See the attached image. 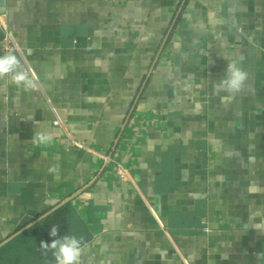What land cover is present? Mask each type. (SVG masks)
Instances as JSON below:
<instances>
[{
	"label": "crops",
	"instance_id": "1",
	"mask_svg": "<svg viewBox=\"0 0 264 264\" xmlns=\"http://www.w3.org/2000/svg\"><path fill=\"white\" fill-rule=\"evenodd\" d=\"M4 1L0 55L43 86L0 81V246L69 201L83 264H264V0Z\"/></svg>",
	"mask_w": 264,
	"mask_h": 264
},
{
	"label": "clouds",
	"instance_id": "2",
	"mask_svg": "<svg viewBox=\"0 0 264 264\" xmlns=\"http://www.w3.org/2000/svg\"><path fill=\"white\" fill-rule=\"evenodd\" d=\"M225 58V57H224ZM227 59V58H226ZM228 60L224 77L215 83L214 90L217 92H226L227 96L221 97L222 102H228L238 93H241L246 86L249 73L243 69L237 60ZM0 81H7L17 89L25 92L32 91L38 86H43L37 78L25 69L20 57L14 50L0 55ZM53 141V136L43 128L36 130L31 136L30 143L36 146H46ZM49 172L59 178V169L57 166L49 168ZM49 235L53 238L51 242L41 241L40 246L44 253H51L54 264H83L86 245L83 237H77L73 234H60L59 225H53ZM101 253L107 251V245L100 249Z\"/></svg>",
	"mask_w": 264,
	"mask_h": 264
},
{
	"label": "trees",
	"instance_id": "3",
	"mask_svg": "<svg viewBox=\"0 0 264 264\" xmlns=\"http://www.w3.org/2000/svg\"><path fill=\"white\" fill-rule=\"evenodd\" d=\"M53 225H59L60 234H73L83 237L88 234L76 216L69 201L57 204L38 222L7 240L0 246V264H54L50 252L44 253L41 241L51 242L49 233Z\"/></svg>",
	"mask_w": 264,
	"mask_h": 264
},
{
	"label": "built area",
	"instance_id": "4",
	"mask_svg": "<svg viewBox=\"0 0 264 264\" xmlns=\"http://www.w3.org/2000/svg\"><path fill=\"white\" fill-rule=\"evenodd\" d=\"M0 29L4 33V40L0 44V49H7L9 46L12 44V34L10 32V29L4 19V15L0 13ZM53 127L58 128L62 130L63 133V138L64 141L70 146L74 148H80V149H85L83 145L78 143L77 141H74L69 134L66 132L64 128V123L60 119H55L53 121ZM105 163L109 164L110 162L114 165L115 167V174L119 178L120 181L123 182H131V177L129 176V173L127 169L124 167L123 164L118 163V162H113L112 158L110 155H107L104 157Z\"/></svg>",
	"mask_w": 264,
	"mask_h": 264
},
{
	"label": "water",
	"instance_id": "5",
	"mask_svg": "<svg viewBox=\"0 0 264 264\" xmlns=\"http://www.w3.org/2000/svg\"><path fill=\"white\" fill-rule=\"evenodd\" d=\"M0 13L1 14H5V1L4 0H1L0 1ZM3 40H4V33L1 31V29H0V44L3 42ZM30 223H32V219H30V218H28V217H26V218H24L21 222H20V224L16 227V229H15V232H14V235H12L10 238H12V237H14V236H16L17 234H19L20 233V231L22 230V229H24L27 225H29ZM9 238V239H10ZM9 239H7V240H9ZM6 242V241H5ZM3 244V243H2Z\"/></svg>",
	"mask_w": 264,
	"mask_h": 264
}]
</instances>
